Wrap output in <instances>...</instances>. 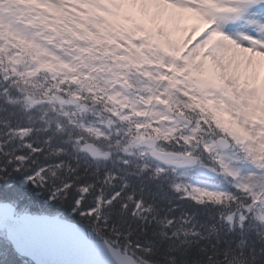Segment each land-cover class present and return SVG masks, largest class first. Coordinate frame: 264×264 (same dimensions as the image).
<instances>
[{
  "label": "clouds",
  "instance_id": "9594fccd",
  "mask_svg": "<svg viewBox=\"0 0 264 264\" xmlns=\"http://www.w3.org/2000/svg\"><path fill=\"white\" fill-rule=\"evenodd\" d=\"M36 11L44 15L42 10ZM26 31L27 45L9 39L0 40V111L7 114L4 124L7 126L5 135L8 140L15 136H26L34 129L43 130L52 134L47 137L49 140L53 135L62 136L63 142L70 145L71 152L77 154H80V148L91 142L103 149L106 161L124 160L125 155L129 156L130 159L124 162L135 161L137 173L147 172L150 179L167 174L168 169L161 159L165 152L202 160L205 151L210 149L207 160L211 166L210 162L216 158V149L223 147L219 143L223 134L205 122L198 111L186 107V99H178L175 107L152 105L157 116L166 117L155 131L152 127L134 129V125L142 121L121 114L122 109H117L110 100L113 95H121L125 99L131 97L135 110V105L139 104L136 98L140 91L148 88L149 82L141 80L139 69H132L117 59V49L109 54L86 39H77L63 31L49 32L43 22ZM33 43L73 64L79 70L77 77L43 70L41 63L47 57L37 59ZM84 48L90 49L87 55L81 51ZM129 81L137 84V88H132ZM157 87L170 92L166 82H161ZM170 94L176 95L175 92ZM143 99L140 97V100ZM17 115L24 117L26 124L23 127L12 126V118ZM57 151L69 153V148L58 147ZM76 158L73 156V159ZM63 163L71 167L70 162ZM170 187L178 191L183 184L172 181ZM196 192L193 189L188 194L194 201H199ZM228 200L233 203L229 204ZM214 203L222 211L213 223L191 218L185 221L186 213L171 218L153 215V221L165 227L171 226L169 231L161 230L159 233L161 241L167 240L168 243L163 248L160 245L145 247L128 240L130 250L137 256V264H190L187 257L193 250L196 258L191 264H254L253 250L245 247L252 219L242 211V194L229 192L223 202L217 200ZM136 205L141 206L139 201ZM150 209H154V205L148 204L143 210ZM135 214L140 217V213ZM233 233L235 236L231 235ZM131 235L132 231L125 233V239ZM257 242L264 251V223L259 226L258 241H253ZM148 244L153 245L154 242L148 241ZM155 256L158 258H148Z\"/></svg>",
  "mask_w": 264,
  "mask_h": 264
},
{
  "label": "trees",
  "instance_id": "16d2710c",
  "mask_svg": "<svg viewBox=\"0 0 264 264\" xmlns=\"http://www.w3.org/2000/svg\"><path fill=\"white\" fill-rule=\"evenodd\" d=\"M66 20H72L70 14H65ZM81 21L74 19V26L67 27L69 30L74 29L75 26L79 27V33L82 36L93 37L95 44L104 49L103 44H112L109 40V32L103 33L98 29V24L89 19L82 18ZM100 43V44H98ZM39 55V52H36ZM70 63L67 64H56V63H46L44 60L41 63V68L51 73H65L72 74L70 71ZM7 118V114L4 111H0V199L12 200L18 205L19 212H33V213H49V214H60L62 216H69L72 213V209L75 202L81 198V193L79 188L81 186L88 187L86 194L83 196L81 201V208L90 207L92 199L96 200L98 195L95 193L96 190L103 189L102 199H105L110 194L104 189L100 184L103 182L104 172L107 169L114 171L117 168L119 160H108L103 159L98 160V167L89 166L86 169L81 168V156L77 153H72L70 145L63 142L64 138L60 135H53L52 139H47L51 133L47 131H37L33 130L26 136H15L13 139L8 140L5 135L7 131V126L4 124V119ZM26 121L23 116L17 115L12 118V126L15 127L19 125L23 127ZM9 135H11L9 133ZM5 141H7L5 143ZM58 147H68L69 153H62L57 151ZM73 156H77L73 159ZM60 162H70V179L75 181V185L71 187L65 193L59 195L57 199L50 202H46L48 198H51L55 187V183L59 182V178L48 180L45 183H40L39 185H34V180L29 179L26 185H22V181L25 177L33 176L36 171L42 167H50L56 163ZM67 165V163H64ZM121 166V165H120ZM125 167H130L127 165ZM79 174H76V173ZM81 172V173H80ZM165 177H169L165 175ZM82 181V182H81ZM77 182V183H76ZM171 180L168 178H160L157 180H148V186H156L151 193H148L149 198H143V200L148 201L147 204L155 203L156 207L154 211L152 209L144 211L138 217L135 213H139L140 207L136 206L135 196L132 199H128V195L125 197L123 194L119 195L116 199L112 201L109 206H104L102 211L106 215H112L110 220L105 226L98 228L99 222L95 221L94 225H90V234L94 237H99L101 235L110 236L109 238H114V243L119 244V239L125 240L127 246L128 240H131L134 245H144L156 246L160 245L163 248L164 244L168 243L167 240L161 241L159 233L161 230L169 231L171 226L165 227L157 223V221L152 220L153 215L160 214L167 215L168 217H178L184 215L185 221L189 218L193 220H198L200 222L207 221L208 223H213L216 218L219 217V210L208 204L201 205L197 204L189 196H185L184 192H176L172 187H170ZM160 184V185H159ZM43 185V186H41ZM159 185V186H158ZM159 188H162L161 190ZM94 192V193H93ZM169 192V193H168ZM173 193V195L171 194ZM132 197V196H131ZM153 201V202H152ZM162 209L163 213L158 209ZM171 209V211H168ZM243 209V208H242ZM247 209L246 213L248 212ZM252 219V226L247 230L245 247L246 249L253 250V256L255 257L254 264H264V251H261V245L253 243V241H258L259 239V227H257V220L251 214L247 213ZM76 217V213L71 215ZM161 216V217H162ZM118 217V218H116ZM141 217H147V219L142 220ZM151 221V223H149ZM132 231V235L125 239V233ZM117 234V236H115ZM235 236V233L231 234ZM4 238V237H3ZM231 238V237H229ZM239 239V237H237ZM148 241H153V245H149ZM143 254V253H142ZM144 255V254H143ZM137 257V256H136ZM150 259H156L155 257H148ZM196 258L195 251L193 250L187 259L190 264L193 259ZM0 264H31L27 259L20 257L16 254L10 243L4 238L2 246L0 248Z\"/></svg>",
  "mask_w": 264,
  "mask_h": 264
},
{
  "label": "rangeland",
  "instance_id": "374dc122",
  "mask_svg": "<svg viewBox=\"0 0 264 264\" xmlns=\"http://www.w3.org/2000/svg\"><path fill=\"white\" fill-rule=\"evenodd\" d=\"M52 1L55 2V5L62 6L65 2H70L71 0ZM76 4V7L80 8L86 5V1L76 0ZM161 4L162 6L169 7L175 5L173 10L177 12L180 9L177 2L174 4L172 0H161ZM208 4L197 13L199 21L197 23L187 24V27L181 28V31H175V27L171 28L170 24L165 22L156 26L153 13L156 12L159 15L163 7L157 11L150 4L144 5L141 0H97V13L106 20L120 16L129 21L127 29L129 33L134 35L136 48L144 49L147 53L157 54L158 59L163 62L162 71L166 78H169L172 68L179 67L183 73L181 85L185 84L189 86L190 80H193L200 90L219 93L221 96H224L227 104V117L231 125L236 126L239 130L238 132L249 134L248 142H250L252 148H255L258 140L256 132L251 126L258 112L254 113V111L264 112V97L259 92L263 88V81L259 75L262 66H258V64L261 65L259 59L263 62L262 56H258L259 59L257 58L256 66L252 70V76L255 75V80L253 79L251 88L248 86L245 90L240 86L237 88L234 82L224 77V73L213 57L200 56L199 48H197L196 54H192L191 50H188L187 43L183 38L186 31L188 34H191V31L198 34L202 22L205 24L206 22L212 21L215 23L214 28L201 35V46L207 43L209 47L211 45L210 39L216 36L219 31L225 32L228 25L237 23L235 27H247L246 22L248 21L246 15L250 9L245 2L230 4L213 1ZM236 11L240 14L238 19H236ZM156 18L159 21V17L157 16ZM256 33L259 35L264 34V25ZM227 40L230 41V37H227ZM42 50L47 60L56 59V61H62L61 58L47 49L42 48ZM115 96L120 104H124L126 100L124 96ZM248 96L253 98L254 102L258 104V109H256V106L254 108V105L250 109L248 108L247 111L243 109L242 103L248 99ZM161 97H163L162 94ZM236 157V155L233 156V158ZM259 179L256 165H252L250 162V164L246 165L242 182L245 184L250 181H259ZM196 190L199 193L208 192L220 194L219 191L203 183H198Z\"/></svg>",
  "mask_w": 264,
  "mask_h": 264
},
{
  "label": "water",
  "instance_id": "95a60500",
  "mask_svg": "<svg viewBox=\"0 0 264 264\" xmlns=\"http://www.w3.org/2000/svg\"><path fill=\"white\" fill-rule=\"evenodd\" d=\"M21 254H32L39 264H54L58 257L73 264H136L129 256L117 254L104 242L87 240L78 226L58 216L23 215L14 217V207L0 203V228Z\"/></svg>",
  "mask_w": 264,
  "mask_h": 264
},
{
  "label": "bare ground",
  "instance_id": "6f19581e",
  "mask_svg": "<svg viewBox=\"0 0 264 264\" xmlns=\"http://www.w3.org/2000/svg\"><path fill=\"white\" fill-rule=\"evenodd\" d=\"M144 5L149 2L153 7L160 8L159 0H142ZM179 3H183L184 6H188V14L190 10L195 8L200 0H175ZM201 3V2H200ZM175 14L169 13V19L171 21L170 27L172 25L175 27V31L181 28V23L177 22L176 18H173ZM229 28V35L232 37V42L229 43L225 40L215 43L209 53L214 56L217 60L222 72L227 78L237 84V86H242L245 88L249 86L252 82V68H254V58L252 52H248L245 49L246 44H250L253 47V51L257 53L264 52V46L258 42H250L248 38L241 35L239 32ZM238 45L241 47L238 48Z\"/></svg>",
  "mask_w": 264,
  "mask_h": 264
}]
</instances>
